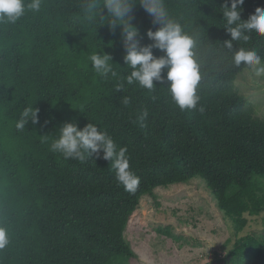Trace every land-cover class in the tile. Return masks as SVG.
Returning a JSON list of instances; mask_svg holds the SVG:
<instances>
[{
	"label": "trees",
	"instance_id": "16d2710c",
	"mask_svg": "<svg viewBox=\"0 0 264 264\" xmlns=\"http://www.w3.org/2000/svg\"><path fill=\"white\" fill-rule=\"evenodd\" d=\"M80 3L42 0L39 12L0 23V226L10 240L0 264H130L138 255L125 231L142 199L196 179L214 195L234 239L210 264H264V114L236 88L248 68L231 59L240 47L264 58V36L250 33L248 42H233L229 50L222 43L231 38L222 11L231 0H165L170 16L195 40L201 63L200 100L181 111L167 80L154 81L152 90L127 84L122 26L100 25ZM240 7L247 20L264 0H244ZM130 15L141 44L153 43L147 32L160 25L140 3ZM98 51L112 56L116 76L95 73L89 57ZM29 106L39 109V122L18 130ZM65 122L81 129L91 122L117 149L125 148L139 177L136 190H125L102 153L81 163L51 151ZM259 216L262 232L242 233ZM157 230L175 236L170 226Z\"/></svg>",
	"mask_w": 264,
	"mask_h": 264
},
{
	"label": "clouds",
	"instance_id": "9594fccd",
	"mask_svg": "<svg viewBox=\"0 0 264 264\" xmlns=\"http://www.w3.org/2000/svg\"><path fill=\"white\" fill-rule=\"evenodd\" d=\"M42 0H0V23H16L27 11L39 12ZM140 3L145 12L153 19L154 24L160 25L155 31L149 29L148 38L153 43L142 45L139 28L131 23L130 15L133 6ZM244 0H231L223 6V19L226 21L224 28L230 33L231 38L223 41V46L232 50L233 42H248L250 33L264 36V7H257L249 19H241ZM81 10L89 16H98L100 25L109 23L111 29L122 26V39L126 49L124 61L131 69L126 77L127 84L134 82L147 90H152L154 81L167 80L168 92L172 102L181 110L195 109L200 100L197 94L201 81V63L196 52V43L185 30L182 23L170 16L165 7V0H81ZM107 9L103 15L101 9ZM98 10V11H97ZM107 18V20H106ZM106 20V22H105ZM160 49L165 55L157 57L153 49ZM97 52L89 58L95 73L107 78L109 74L116 76L113 70V58L108 53ZM232 63L239 68L244 65L254 71L257 77H264V58L256 51L240 47L233 52ZM167 68L166 77L162 74ZM123 89V82L116 91ZM127 105V97L123 99ZM203 109H201L202 111ZM147 115V113H145ZM31 121L39 122V109L26 107L20 114L16 127L23 130ZM53 152H59L65 160H78L85 162L86 156L95 153L97 158L110 161L115 171L116 180L124 186L126 191L134 192L139 185V177L131 170L126 149H117V146L107 133L99 130L98 126L89 122L82 129L75 122H65L59 126V134L50 145ZM10 243L7 229L0 226V250L5 249Z\"/></svg>",
	"mask_w": 264,
	"mask_h": 264
},
{
	"label": "rangeland",
	"instance_id": "374dc122",
	"mask_svg": "<svg viewBox=\"0 0 264 264\" xmlns=\"http://www.w3.org/2000/svg\"><path fill=\"white\" fill-rule=\"evenodd\" d=\"M234 84L264 114V77L247 69ZM154 192L156 198L142 199L125 231L138 255L130 264H210L227 254L234 240H230L232 229L204 181L172 184ZM251 223L242 233L262 232V216ZM166 226L175 236L158 232Z\"/></svg>",
	"mask_w": 264,
	"mask_h": 264
}]
</instances>
